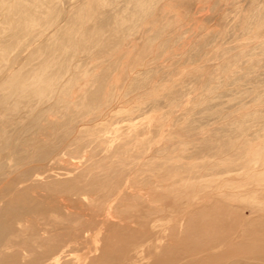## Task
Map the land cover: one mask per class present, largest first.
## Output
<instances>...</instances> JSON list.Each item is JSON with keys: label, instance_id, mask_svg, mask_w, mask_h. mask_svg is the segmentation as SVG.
<instances>
[{"label": "rangeland", "instance_id": "374dc122", "mask_svg": "<svg viewBox=\"0 0 264 264\" xmlns=\"http://www.w3.org/2000/svg\"><path fill=\"white\" fill-rule=\"evenodd\" d=\"M24 3L36 24L32 36L20 40L13 62L3 63L6 70L37 68L45 55L31 56L32 51L58 45L61 30L90 12L85 27L98 28L103 47L76 53L63 78L87 72L116 83L111 101L94 116L66 112L51 94L39 102L23 98L0 106L5 120L16 114L14 126L0 125V209L33 210L22 226L12 223L8 237L23 243L43 235L59 242L56 250H40L43 258L33 264H79L83 258L84 264H113L103 259L104 252H121L124 264H152L154 257L166 258V248L180 257L190 249L189 238L210 237L209 224L206 235L193 229L213 222L215 209L227 211L222 222L233 223L236 240L242 236L239 245H250L252 234L264 240V193H239L245 171L249 177L264 171V0ZM30 10L24 12L28 17ZM63 58L53 54L54 60ZM112 62L116 66L100 74ZM27 101L35 109L29 111ZM46 109L58 124L42 121ZM129 177L135 180L132 187ZM164 177L183 183L181 190L194 196L169 191L156 202L162 213L154 216L146 186L160 195L169 185ZM207 181L211 187L203 189ZM133 187H143V194L136 195ZM108 195L113 198L109 214L117 218L106 215L104 206L98 211ZM124 214L134 223L126 227L120 221ZM138 217L148 221L144 228ZM0 218L8 216L0 210ZM16 250L14 243L1 247L0 264H27L33 258L22 249L17 257ZM233 262L264 264L242 254L217 264Z\"/></svg>", "mask_w": 264, "mask_h": 264}, {"label": "bare ground", "instance_id": "6f19581e", "mask_svg": "<svg viewBox=\"0 0 264 264\" xmlns=\"http://www.w3.org/2000/svg\"><path fill=\"white\" fill-rule=\"evenodd\" d=\"M23 3L24 0H0V11L3 12V16L0 19V106L2 105L4 100H11L15 102L23 98L35 99L39 102L42 100L43 97H46L47 95L51 94L56 96L54 105L62 106L66 112L71 113L77 111V113L80 114L81 116L83 115L94 116L93 114L100 113L99 110L111 101V98L113 97L114 94L113 88L116 86V83L105 82L104 81L105 77H102V75H98L94 73L91 75L87 72H82L81 74H72L70 77H67L65 79L63 78V72L68 69L67 66L69 60L72 57H74L76 53H85L88 55L93 48H99V51H101L103 47L102 43L98 39L99 38L98 35H100L98 28H96L97 30L95 29L88 30L86 29L87 27H85V23L88 22L87 20H90V17H88L89 15L87 16V13L89 14L90 12L87 13L84 12V14L82 13L81 16L79 15V17L76 16L75 19L72 20V22L71 21L69 22V25L66 29L61 30L58 38V42H59L58 45L55 44V47H51V48L50 46H46L41 49L32 51L31 56L41 53L45 55L44 56L45 58L39 63L37 68L33 69L32 71H23V69H21L18 65H17L18 67H15V69L11 68L13 70H6L4 68L5 67L3 65L4 62L9 61L8 63H11L10 59L12 60V58L14 57V56L12 57L11 55L17 52V47L20 40L25 38H30L32 36L31 34L32 28L36 24V19L31 13L32 11L30 10V7L26 8L25 3L24 4ZM26 10H30L29 17L26 13H24ZM41 19H45V18L42 17ZM39 23L41 25L43 24L42 22ZM38 37L40 36H37V38ZM27 44H31L30 41ZM55 52L62 54L64 58L62 60H54L53 54ZM125 53L128 54V52ZM142 53L143 52H141V54ZM16 60L14 62H16ZM1 64L3 65V67ZM114 65L116 66V62L109 63V65L105 67L102 73L100 74L106 73L107 70H109L110 66L114 67ZM50 67H54V70H48ZM27 102L29 104H32L29 101ZM27 106L30 107L29 111L32 110V108L35 109L34 104ZM25 112L26 110L21 111V113L23 114ZM41 114L43 115L42 121L47 123V125L52 126L58 124L59 120H56V118L52 116V113L49 111V109L43 110ZM4 115H0V125L4 124V121L5 123L8 124V126L13 125L14 122L11 121L13 120L14 117H16V114H10L9 116H7L6 120ZM51 118H55V119H51ZM0 131L2 132V129H0ZM0 138H1V134H0ZM1 145L2 144L0 143V148ZM246 165H249V163ZM2 168H4V166ZM2 168L0 169L2 170ZM250 169H252V167ZM260 174H264V171L261 170V172L258 173L257 175L254 176L251 175V177H249L247 171H245L243 173L244 179L240 181L241 185L239 187H242V189L239 190V193H241L242 195L250 194L252 196L264 193L262 192L263 191L262 188L264 187V180L261 179L262 175ZM158 179H160V176ZM166 180H168V178H166L163 181L166 182ZM168 182L169 185L166 186V189L160 195L152 191L151 185L146 186V188H148L147 201L149 207L150 208L152 207L151 209H153L152 214L154 216H157L162 213V211L160 210L161 206L156 205V202H161V200L167 196L166 195L167 192L175 191L176 193H178V190H181L183 187H185V186H180L183 183H180L179 185L177 184L178 181H173L172 179H169ZM126 183H129L128 184L129 187H132L135 183V180L129 177L126 180ZM262 184L263 187H261ZM189 185L186 186V189L190 188V186H192L193 188L195 187L194 184L190 186ZM225 185L228 186V183H225ZM197 187L195 189H198ZM210 187L211 184L209 181H207L202 186L203 189ZM134 188L137 187H133L132 189ZM142 190L143 187L137 188L135 190L137 192L136 195H142L143 194ZM120 191L121 190H119V192ZM181 191L184 192L183 195L186 199H192L194 196L192 194H187L186 191L189 190H181ZM230 195H233V193ZM109 196L110 198L107 200V197ZM104 197H106V199L105 201L103 199L102 202L98 205L99 208L98 211L102 209V207L104 206L106 215H109L113 218H117L116 213H113V215L112 213L109 214L111 210L110 206H112L111 202L113 198L111 197V195ZM234 197H238V195L235 194V196H231L230 198H234ZM0 198H1V193H0ZM213 204H217V203H213ZM1 207H2L0 209L1 214L2 213L7 214L8 219L6 221H2V219L0 218V249L1 247L8 245L9 243L10 244L14 243L17 248L15 252L17 257H19V251L21 249L25 250L26 252H28L29 256L31 255L33 257L27 262V264H33L35 258L36 259L43 258V252H41L40 250L45 251L49 249L50 252L56 250L55 248L59 244V242L57 239L55 241L54 238L53 239L51 238L52 239L51 240L49 236L47 237H43V235H41V237L31 236L30 241L28 242L25 241L23 243L20 241L16 242L14 241V239L10 240V237H8V231L13 232L12 223L16 221L18 226H22L20 225V222L25 220L24 219L25 216L31 215L33 210L16 211L18 209H14V208L10 209L8 208L7 205ZM133 207L134 206H130L129 209H127V211L129 212L130 210L133 209ZM151 209L148 210L151 211ZM210 210L211 211L214 210V207H211ZM215 210L217 211L212 212L214 215H216V218L213 222H203V224L199 223L193 229V233L206 235V232L208 231L204 230L205 229L204 225L209 224L210 225L209 227L211 229L209 231L211 232V234L208 235L210 237L207 240L205 237L200 239L189 238L187 242L190 245V249H187L180 257H173L172 253L170 252V248H166L165 251L163 252V255H167L166 258L157 259V257H154L152 264H217L218 261L221 259L237 257L239 254L244 255L246 259H251V260L258 259L264 261L263 238L260 239L259 236L252 234L250 237L252 243L250 245H242V244L239 245L238 242L241 240L242 236L238 240H236L238 236L237 235L235 236L232 233L234 231L233 223L222 222V220L225 219L228 220L227 211L219 210V209H215ZM95 211H97V209H95ZM120 221H122V223L126 225V227L127 225L134 223L132 217H129V215L127 214L121 215ZM137 222L138 224L141 225L140 226L141 228H144L148 224V221H146L142 217H138ZM59 225L60 224H56V228L59 227ZM44 230L45 229H43V231ZM203 240L206 241L201 242ZM221 245H223V248L217 254L216 250L220 248ZM255 246L256 247L261 246L263 248L262 250L256 251ZM121 255H122L121 252L119 253L104 252L103 259L109 260L113 264H124V259L122 258ZM1 256H0V261L3 259ZM240 257L244 258L243 256ZM60 258L61 257L57 256L54 259V261L57 262ZM99 261L100 260H97L94 263L91 262V264H98L100 263ZM84 262H85V258L79 260V264H84ZM131 263L136 264L134 261H132ZM231 264H235V263L233 262Z\"/></svg>", "mask_w": 264, "mask_h": 264}]
</instances>
